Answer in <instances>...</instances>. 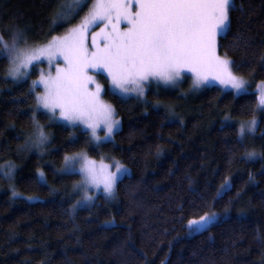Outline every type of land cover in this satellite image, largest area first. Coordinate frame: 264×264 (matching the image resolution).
Wrapping results in <instances>:
<instances>
[{"label":"trees","instance_id":"1","mask_svg":"<svg viewBox=\"0 0 264 264\" xmlns=\"http://www.w3.org/2000/svg\"><path fill=\"white\" fill-rule=\"evenodd\" d=\"M232 2L218 51L255 86L264 82V0ZM73 3L0 0V34L20 29L30 42H46L58 6ZM78 22L57 21L52 35ZM6 66L0 58V164L15 165L17 195L0 179V264H264V114L251 146L237 131L256 115L255 93L208 88L183 122L170 121L151 100L104 95L120 121L111 141L94 145L88 133L51 124L44 114L37 118L51 135L40 154L25 148L35 96L30 77L13 81ZM160 96L163 105L178 104L172 93ZM79 152L127 168L112 199L98 195L93 205L74 207L80 177L62 167L66 155ZM206 213L216 221L190 232L188 221Z\"/></svg>","mask_w":264,"mask_h":264},{"label":"snow or ice","instance_id":"2","mask_svg":"<svg viewBox=\"0 0 264 264\" xmlns=\"http://www.w3.org/2000/svg\"><path fill=\"white\" fill-rule=\"evenodd\" d=\"M233 7L232 0H74L58 6L46 42H30L20 29L11 30L7 38L0 34V58L6 59L5 75L13 81L25 80L36 66L47 64V71L41 68L29 85L35 96L25 148L40 149L48 141L45 126L37 118L45 113L51 114L49 120L58 113L69 126L83 125L97 143L110 139L120 121L103 96L143 98L145 85L153 80L175 85L190 73L193 89L214 81L235 94L247 92L249 82L233 71L227 54L221 56L218 51L217 38L227 35ZM77 17L79 22L63 35H52L57 21L71 25ZM257 106L264 109V82L257 84ZM255 124V120L242 124L240 135L253 131ZM14 168L10 162L0 164V179L10 182L13 197L17 195L11 183ZM62 171L78 172L75 187L84 192L83 200H90L89 188H102L113 196L127 169L119 161L109 164L79 152L64 157ZM215 219V213L190 219L189 231L200 232Z\"/></svg>","mask_w":264,"mask_h":264},{"label":"rangeland","instance_id":"3","mask_svg":"<svg viewBox=\"0 0 264 264\" xmlns=\"http://www.w3.org/2000/svg\"><path fill=\"white\" fill-rule=\"evenodd\" d=\"M219 38L220 37H218L217 39L219 40ZM41 68H44V70L47 71V64L45 63L43 65H38V66H36L33 69V74L29 76L30 77V81H31L30 83H32L33 80H36L38 78ZM29 77H27L26 79H28ZM19 81H22V80H19ZM247 81L249 82L248 86H247L248 90H247V92L241 93V94H235L233 92V90H231V89H222L221 86L219 84L215 83L214 81L210 82L206 86H201L199 89H193L192 88V81H191V74L190 73H186L185 76L182 77L179 81H177V83L175 85L164 84V83H162L160 81H155V80L150 81L149 83H147L145 85V96L143 98H140V97H137L135 95H131L130 94L129 97L126 98V99L137 100V101H141L143 103H148V104H150V100H151L152 101L151 105H155L156 107L164 110L166 112V114L168 116V119L170 121L171 120H176V121H181L182 120V122H183V119H184L183 118V114H185V116H189V115L192 114V113H190V111H191L190 103L194 100V98L198 97V95L202 91H204V90H206L208 88H213V87L214 88H218L221 92H230V93H232L235 96H240L242 94L253 92V93L256 94V97H257V85L253 86L251 81H249V80H247ZM101 83H102V81H101ZM161 92H168V93L174 94V98L178 100V104H176L178 106L161 104V103H163L160 100L162 98L160 96ZM116 95H118V94H116ZM122 99H124V98H122ZM182 111H184V112L182 114H179V112L181 113ZM45 114L47 115V117L51 115L50 113H45ZM262 114H264V109H260L257 106L256 115L251 120H249V122L245 123V125H247V124H250L253 120H255L256 124L254 125V130L251 131V132L245 131L243 136L240 135V127H241L242 123L237 125V131H238V135H239L241 141H243L244 143H246V144H248L250 146L253 144V139L255 137V131H256V128H257L258 120H259V117ZM226 121H227L226 123H233L232 119H230L229 117L226 119ZM49 122L51 124H57V125H60L62 127H67V128H69L71 130L75 129V128H77V129L79 128L80 130L88 133V135L90 137V140L92 141V143L94 145H101V144H104L106 142L111 141L112 138H113V135L115 134V132H117L119 130V127H118V130H116L113 133V135H112V137L110 139H108L106 141L102 140L101 142L97 143L96 141L92 140L90 131L88 129H86L83 125L69 126L66 121H62L59 118L58 113H57L56 117H54L52 120H49ZM50 135L51 134H49V139L46 142V144L50 140ZM98 135L103 137L104 136V132L103 131H99ZM46 144L44 146H42L40 149H36V148H34V149L38 153L43 154L44 151H45ZM91 159H93V158H91ZM93 160H95V159H93ZM96 161H99V160H96ZM115 161L116 160H110V161H105V163L113 164ZM76 167H77V170H78L79 165H77ZM63 168H64V166L62 167V169ZM125 169H127V168H125ZM111 170L115 171V168L113 167ZM40 172H42V171L41 170L38 171V179H39V181L41 183H45L44 176H43V178H41L40 175H39ZM62 172H64V171H62ZM64 173H66V172H64ZM128 173H129V171L127 170V172L124 175H122L121 178H123V176H126ZM66 174H70V173H66ZM77 174H78V172H77ZM79 177H80V175H79ZM226 183H227V185L229 187V185H230L229 181H227ZM228 187H226V189ZM79 192H80L79 193L80 194V200L79 201H82V203H80L79 206H78L79 208H86V207H89V206L93 205L94 202L96 201V198L98 197V195H101V196H103L104 198H107V199H112L114 197V195L111 196V197L107 196L103 192L102 188L99 189V190L89 188L88 194H89V196H91V199L90 200H83L84 192L82 190H79ZM114 194H115V191H114ZM215 221H216V219H215ZM188 229H189V227H188Z\"/></svg>","mask_w":264,"mask_h":264}]
</instances>
